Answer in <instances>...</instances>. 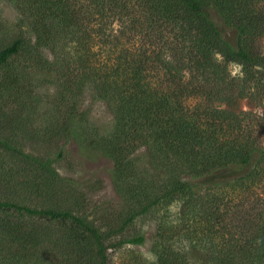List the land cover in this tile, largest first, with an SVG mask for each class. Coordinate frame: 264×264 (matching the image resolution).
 <instances>
[{
    "label": "trees",
    "instance_id": "1",
    "mask_svg": "<svg viewBox=\"0 0 264 264\" xmlns=\"http://www.w3.org/2000/svg\"><path fill=\"white\" fill-rule=\"evenodd\" d=\"M11 2L23 17L14 34L0 23V151L25 160L49 188L60 179L52 159L26 151L24 140L87 141L68 99L79 83L90 84L113 127L88 142L113 160L123 205L113 227L62 206L0 199V211L59 222L55 264H112L110 249L144 237L112 238L137 215L176 198L180 221L211 250L206 264H264V0ZM226 30L235 33L232 41ZM22 57L27 66L17 61ZM39 75L63 89L60 113L42 130L30 117L41 98L32 89ZM139 146L148 169L135 173L128 155ZM248 164L207 192L196 193L189 181ZM39 240L26 233L16 248L0 243V264L15 254L40 259L38 244L53 247Z\"/></svg>",
    "mask_w": 264,
    "mask_h": 264
},
{
    "label": "rangeland",
    "instance_id": "2",
    "mask_svg": "<svg viewBox=\"0 0 264 264\" xmlns=\"http://www.w3.org/2000/svg\"><path fill=\"white\" fill-rule=\"evenodd\" d=\"M13 6L11 0H0V23L7 27L6 31L14 34L23 15ZM224 34L229 40L234 39L235 33L231 30H226ZM261 48L264 50V38ZM43 53L50 57L47 49H43ZM23 60L24 57L17 61L27 66ZM228 68L233 74L240 71V67L234 63H229ZM32 83V89L38 95L41 94V98L37 103V111L30 117L36 128L42 130L43 125L51 124L60 113L61 103L58 98H61L63 89L58 92L60 87L57 83L44 80L40 75ZM78 87L74 98L68 99V103L74 105V113L87 128L84 130L88 140L74 136L55 139L29 137L24 140L26 151L48 155L52 159L51 167L59 174L60 179L49 188L40 182L44 175L25 160L0 151V199L38 207H69L86 214L100 227H106L112 222L113 227L116 215L123 205L112 179L113 160L88 142L108 137L112 131L113 117L106 104L95 95L90 84L79 83ZM1 129L6 128L3 126ZM58 151H61L60 157L57 156ZM128 161L135 167V173L148 169L145 147L139 146L130 150ZM249 165L229 166L216 174L211 173L189 181L193 183L196 193L207 192L220 179L239 175ZM131 173L133 174L132 171ZM46 180L49 181L48 178ZM166 199L158 202L145 214L137 215L121 233L112 238L118 240L135 235L144 237L141 243H125L110 249L112 264H206L208 256L212 255L210 248L203 241H196L197 234L189 230L193 228L180 221L177 199ZM4 226V229L11 232L8 238L3 234ZM61 229V224L57 221L19 215L13 210L0 211V243H8L10 247L16 248V240H21L28 233L38 240H50L53 247L50 249L38 244L40 259H36V254L29 258H20L15 254V257L12 255L9 258L12 261L10 264H55L58 248L54 249L53 243Z\"/></svg>",
    "mask_w": 264,
    "mask_h": 264
}]
</instances>
